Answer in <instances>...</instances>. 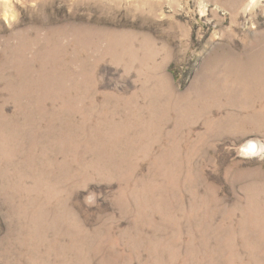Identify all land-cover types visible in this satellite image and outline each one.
I'll return each instance as SVG.
<instances>
[{
	"label": "rangeland",
	"instance_id": "374dc122",
	"mask_svg": "<svg viewBox=\"0 0 264 264\" xmlns=\"http://www.w3.org/2000/svg\"><path fill=\"white\" fill-rule=\"evenodd\" d=\"M0 264H264V0H0Z\"/></svg>",
	"mask_w": 264,
	"mask_h": 264
},
{
	"label": "bare ground",
	"instance_id": "6f19581e",
	"mask_svg": "<svg viewBox=\"0 0 264 264\" xmlns=\"http://www.w3.org/2000/svg\"><path fill=\"white\" fill-rule=\"evenodd\" d=\"M112 1H115V0H112ZM77 25V24H76ZM84 27V26H83ZM61 28V27H60ZM64 29V28H63ZM75 29V28H74ZM82 29V28H81ZM55 31V30H54ZM68 31V30H67ZM105 31V30H104ZM52 32H53V30H52ZM52 32H51V34H52ZM107 32V31H106ZM118 32V31H117ZM91 33V32H90ZM96 33V32H95ZM109 33V32H108ZM107 33V35H109ZM55 34V33H54ZM53 34V36H57V38L58 37H67V36H71L68 32H65V31H63V32H58V35H54ZM57 34V33H56ZM97 34V33H96ZM49 35H50V33H49ZM95 35V34H94ZM106 35V34H105ZM106 35V36H107ZM123 35V34H122ZM80 36H81V34H80ZM87 36V35H86ZM97 36H99V35H97ZM72 37H74V36H72ZM78 36H76V38H77ZM83 37V36H82ZM92 37V36H91ZM100 37V36H99ZM134 37V36H133ZM51 38V37H50ZM79 38V37H78ZM81 38V37H80ZM94 38V37H93ZM127 38V37H126ZM71 39V38H70ZM69 39V40H70ZM97 39V38H96ZM145 39V38H144ZM49 40V39H48ZM57 39H55L54 37H53V42L54 43H56L57 41H56ZM74 40V39H73ZM79 39H77V41H78ZM89 40V39H88ZM93 40V39H92ZM98 40V39H97ZM72 41V40H71ZM82 41V40H81ZM94 41V40H93ZM36 42V41H35ZM44 42V41H43ZM50 42V41H49ZM48 42V43H49ZM61 42V41H60ZM99 42L101 43V44H106V46L105 47H107V52L108 53H112V54H117V53H122L125 49H120L121 47H123V46H126V45H128V43L129 42H131V41H127L126 39H124V36L122 37L121 35H112V36H107V37H102V38H100L99 39ZM72 43V42H71ZM79 43H81V42H79ZM91 43V42H90ZM96 43H97V41H96ZM34 44V43H33ZM36 44V43H35ZM37 44H39V43H37ZM44 44V43H43ZM82 44V43H81ZM60 45V44H59ZM59 45H58V47H59ZM62 45V44H61ZM68 45H69V42H68ZM72 45V44H71ZM86 45H88V44H86ZM93 45V44H92ZM91 45V46H92ZM95 45V44H94ZM93 45V46H94ZM97 45V44H96ZM130 45V44H129ZM32 46V45H31ZM47 46V45H46ZM52 46H54V45H52ZM63 46V45H62ZM73 46V45H72ZM99 46H101V45H99ZM99 46H97V47H99ZM103 46V45H102ZM55 47V46H54ZM56 47H57V45H56ZM61 47V46H60ZM63 47H66V46H63ZM79 47V46H78ZM77 47V48H78ZM89 47V46H88ZM130 47V46H129ZM84 48H85V46H84ZM99 48H101V47H99ZM55 49V48H54ZM66 49H68V48H66ZM74 49H75V46H74ZM79 49V48H78ZM89 49H91L90 47H89ZM102 49H103V47H102ZM132 49V48H131ZM130 49V50H131ZM35 50V49H34ZM39 50H41V49H39ZM50 50V49H49ZM52 50V49H51ZM60 50V49H59ZM63 50V49H62ZM61 50V51H62ZM64 50H65V48H64ZM92 50V49H91ZM95 50H96V47H95ZM128 50V49H127ZM35 51H37V50H35ZM48 51V50H47ZM53 51V50H52ZM56 51V50H55ZM68 51H69V49H68ZM97 51V50H96ZM103 51V50H102ZM126 51V50H125ZM132 51V50H131ZM139 51V50H138ZM41 52V51H40ZM49 52V51H48ZM63 53H64V51H62ZM66 52V51H65ZM79 52V51H78ZM95 52V51H94ZM106 52V51H105ZM52 53V52H51ZM68 53V52H67ZM70 53V52H69ZM76 53H77V51H76ZM85 53V52H84ZM87 53V52H86ZM90 53H92V52H90ZM34 54V53H33ZM53 54H54V51H53ZM79 54V53H78ZM104 54V53H103ZM129 54H130V52H129ZM44 55H46V54H44ZM59 55V54H58ZM63 55V54H62ZM64 55H66L65 53H64ZM63 55V56H64ZM69 55V54H68ZM81 55V54H80ZM79 55V56H80ZM89 55H91V54H89ZM88 55V56H89ZM102 55V54H101ZM136 55V54H135ZM42 56V55H41ZM47 56H49V55H47ZM61 56V55H60ZM85 56V55H84ZM108 56V55H107ZM116 57V56H115ZM43 59V58H42ZM69 59V58H68ZM92 60V59H91ZM68 62V61H67ZM54 66V65H53ZM90 69V68H89ZM52 72V71H51ZM90 76V75H89ZM35 80V79H34ZM42 80V79H41ZM44 80V79H43ZM40 81V80H39ZM27 82V81H26ZM45 82H49V81H45ZM93 82V81H92ZM41 83V82H40ZM32 84V83H31ZM38 83H36V85H37ZM93 84V83H92ZM12 85V84H11ZM23 85V84H22ZM28 86V85H27ZM46 86V85H45ZM39 87V86H38ZM29 88V87H28ZM32 88V87H31ZM35 88H36V86H35ZM71 89H72V87H71ZM80 89V88H79ZM70 90V89H69ZM68 90V91H69ZM73 90V89H72ZM71 91V90H70ZM72 92V91H71ZM165 92V91H164ZM69 93V92H68ZM75 93V92H74ZM70 94V93H69ZM140 94V93H139ZM72 95V94H71ZM167 95V94H166ZM72 97V96H71ZM50 98V97H49ZM70 99V98H69ZM72 99V98H71ZM74 99V98H73ZM160 100V99H159ZM46 101V100H45ZM151 101V100H150ZM178 101V100H177ZM199 101V100H198ZM75 102V101H74ZM80 102V101H79ZM67 103H68V101H67ZM72 103V102H71ZM188 107V106H187ZM159 110V109H158ZM193 110V109H192ZM77 111V110H76ZM139 111V110H138ZM152 111H154V110H152ZM155 112V111H154ZM153 112V113H154ZM194 112V111H193ZM157 114H159V113H157ZM110 115V114H109ZM156 115V114H155ZM180 116V115H179ZM111 118V117H110ZM102 119V118H101ZM104 119V118H103ZM111 120V119H110ZM87 121V120H86ZM104 121V120H103ZM106 121H108V120H106ZM105 121V122H106ZM141 121V120H140ZM201 121V120H200ZM102 122V121H101ZM185 122V121H184ZM144 123V122H143ZM103 124V123H102ZM111 124V123H110ZM114 124V123H113ZM106 125V124H105ZM101 126V125H100ZM111 126H112V124H111ZM114 126V125H113ZM151 126V125H150ZM87 127V126H86ZM103 127H105V126H103ZM102 127H100L99 129H100V131L102 130L101 129ZM107 128V127H106ZM112 128V127H111ZM120 128H121V125H120ZM87 129V128H86ZM110 129V128H109ZM108 129V130H109ZM112 130V129H111ZM81 131V130H80ZM85 131V130H84ZM87 131V130H86ZM104 131V130H103ZM113 131V130H112ZM115 131V130H114ZM82 132V131H81ZM91 132H92V130H91ZM95 132V131H94ZM106 132V131H105ZM110 132V131H109ZM116 132V131H115ZM83 133V132H82ZM87 133H89V132H87ZM111 133V132H110ZM110 133H109V136H111L110 135ZM113 133V132H112ZM117 133V132H116ZM90 134H92V133H90ZM98 134V133H97ZM80 135H82V134H80ZM89 135V134H88ZM93 135V134H92ZM95 135V134H94ZM99 135H100V133H99ZM102 135V134H101ZM104 135H106L105 133H104ZM119 135V134H118ZM68 136V135H67ZM85 136V135H84ZM84 136H82V137H84ZM87 136V135H86ZM94 137V136H93ZM105 137V136H104ZM107 137V136H106ZM92 138V137H91ZM95 139H96V137H95ZM97 139H99V138H97ZM97 139L95 140V141H97ZM102 139H104V138H102ZM94 140V139H93ZM94 141V142H95ZM102 141V140H101ZM105 141H107V140H105ZM104 141V142H105ZM87 142V141H86ZM89 142H91L90 140H89ZM72 144V143H71ZM70 144V145H71ZM78 147V146H77ZM84 147V146H83ZM82 147V148H83ZM253 148L254 149H256L257 148V146L255 145V144H253ZM76 149V148H75ZM77 149H79V148H77ZM86 150V149H85ZM88 151V150H87ZM69 152V151H68ZM116 162V161H115ZM100 164V163H99ZM88 168V167H87ZM116 168V167H115ZM94 169V168H93ZM108 171V170H107ZM71 235V234H70Z\"/></svg>",
	"mask_w": 264,
	"mask_h": 264
}]
</instances>
